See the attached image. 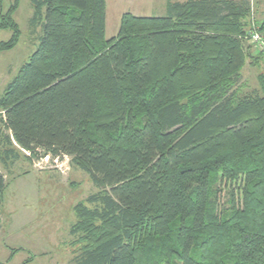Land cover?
Returning <instances> with one entry per match:
<instances>
[{
	"label": "trees",
	"instance_id": "trees-1",
	"mask_svg": "<svg viewBox=\"0 0 264 264\" xmlns=\"http://www.w3.org/2000/svg\"><path fill=\"white\" fill-rule=\"evenodd\" d=\"M18 4L0 1V51L20 39ZM32 6L42 33L0 97V126L97 188L74 206V264H264V74L240 90L247 58L264 60L246 46L264 13L248 26L249 0L168 1L166 16L122 13L106 40V0ZM240 180L220 209L221 183ZM5 188L0 173V208Z\"/></svg>",
	"mask_w": 264,
	"mask_h": 264
},
{
	"label": "rangeland",
	"instance_id": "rangeland-1",
	"mask_svg": "<svg viewBox=\"0 0 264 264\" xmlns=\"http://www.w3.org/2000/svg\"><path fill=\"white\" fill-rule=\"evenodd\" d=\"M0 1L4 13L14 0ZM168 1L184 0H106L105 39H110L117 34L122 13L130 12L137 16H166L168 14ZM249 1L252 8L248 26H251L253 20L258 22L261 19L264 13V0ZM32 14V0H19L13 19L20 28V39L12 49L0 51V81L3 80L5 85L18 73L19 68L28 61L30 55L38 46L42 24L40 21L31 26ZM10 37V29L0 28V41H7ZM248 45V52L255 56L258 49L249 42L246 43V46ZM241 74L242 85L240 90L242 92L258 90L259 76L264 74L263 58L258 62H254L253 57H248ZM0 131V136L6 134L3 127H0ZM24 154L23 152L19 153L20 162L11 168L13 172L5 170V173L9 177V182L12 180L13 173V177H16V173L18 171L22 172L25 167H29L32 175L20 177L13 181L6 198H8V201L11 199V205L15 212L8 216L5 209L2 215L5 217L3 219L4 232L7 231L6 226L11 225V219H14L17 223L26 222V226L19 235L14 236L3 232L0 234V239L5 238L8 243L18 247V250H16L17 258H20L21 262L27 256L44 253L46 264H74L73 258L81 248L79 240L70 234V227L76 222L74 206L79 202L88 205L87 197L96 192L97 188L92 183L89 175L74 166L70 159L62 169L43 163V166L42 164L39 166L34 165L36 169L34 170L30 167L28 159L31 164L36 159L34 157L30 159ZM38 171H47L51 175L50 177H48L49 174L47 177H42L39 175L41 173L38 174ZM240 184L241 180L231 185L221 183L219 193L220 209L227 205L232 190H234V193L239 192ZM22 198L25 200L26 207L21 205Z\"/></svg>",
	"mask_w": 264,
	"mask_h": 264
},
{
	"label": "crops",
	"instance_id": "crops-1",
	"mask_svg": "<svg viewBox=\"0 0 264 264\" xmlns=\"http://www.w3.org/2000/svg\"><path fill=\"white\" fill-rule=\"evenodd\" d=\"M5 86L6 85L4 84V81L1 80L0 81V97L4 93ZM0 115H3V112L1 111V109H0ZM5 133L7 135H10V137H11V133L9 131H6ZM0 134H1V131H0ZM2 137H3V135L0 136V149L1 150H3L4 148H8L9 147L8 145H6V143L4 142ZM9 145H10V148H12L14 150V153L19 155L20 152H23V153H25L24 155L26 157L32 159V157H30L27 154L28 152L26 150L20 148L15 143V141L12 139V137H11V144L9 143ZM19 159H20L19 157H16L14 159H10L8 161V163H7V166L2 165V163L0 162V173L4 176V180H5V183H6V188H5L4 193H3V199H2V204H1V208H0V234H2L4 232L3 231V228H4L3 219L5 217L2 215L3 211H5V209H6V212H7L8 216L9 215L11 216V214L15 212L13 210V206L11 205V199H9V201H8L7 200L8 198H6V195H7L8 191H9L8 190L9 187L13 184V181L15 179H19L20 177H27V176L32 175V173L29 171V167H25L22 172L18 171L16 173L17 174L16 177H13L14 176V173H13L12 174V180L9 182V180H8L9 177H8V175H6L5 170H7L8 172H13V171H11V168H13V166L15 164L20 162ZM28 161H29L30 167L32 169L36 170L35 166H34L35 161L32 164H31L29 159H28ZM39 173H41V174H39ZM38 174L41 175L42 177H47L49 172H47V171L46 172L45 171L44 172L43 171H38ZM50 175L51 174H49L48 177H50ZM23 195H24V193H23ZM23 195H21V196H23ZM6 201H8V202L6 203ZM21 205L26 207L25 200L23 198H22V201H21ZM21 218H23V217H21ZM23 220H25V219L23 218ZM11 222H12L11 225L6 226V228H5V229H7V231H5L6 234H11V235H14V236L19 235L21 233L22 229H24L25 226H26V222L17 223L16 221H14V219H11ZM16 250H18V247H15L14 245L8 243L5 238H1L0 239V264H46L45 263L46 255L44 253H40L39 255L33 254L32 256H27L21 262V259L17 258ZM42 252H45V251H42ZM42 254H44V255H42Z\"/></svg>",
	"mask_w": 264,
	"mask_h": 264
},
{
	"label": "built area",
	"instance_id": "built-area-1",
	"mask_svg": "<svg viewBox=\"0 0 264 264\" xmlns=\"http://www.w3.org/2000/svg\"><path fill=\"white\" fill-rule=\"evenodd\" d=\"M247 42L252 44L257 49H262L264 51V31L259 30L257 25L252 26L250 30L247 31ZM29 155V153H27ZM69 157L64 156L63 158H52L49 155L44 156L40 159H36L34 165L39 166L43 163L52 165L54 168L62 169L69 162ZM43 168V167H40Z\"/></svg>",
	"mask_w": 264,
	"mask_h": 264
}]
</instances>
